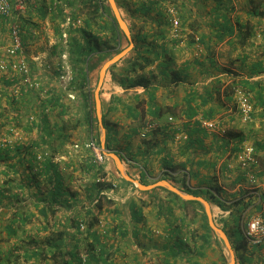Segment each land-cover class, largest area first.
Returning a JSON list of instances; mask_svg holds the SVG:
<instances>
[{"label":"crops","instance_id":"1","mask_svg":"<svg viewBox=\"0 0 264 264\" xmlns=\"http://www.w3.org/2000/svg\"><path fill=\"white\" fill-rule=\"evenodd\" d=\"M115 1L130 31L131 49L107 68L99 87L109 146L105 149L119 156L126 174L144 189L125 180L107 155L103 164L95 165L91 151L83 148L85 139L78 144L79 150L71 148L66 155L68 135L25 134L21 143L9 146L18 150L11 152L16 170L30 171L26 181L17 183L18 188L27 189L20 200L26 206H10L6 212L0 207V215L10 216L6 218L16 224L13 229L17 231L14 236L5 232L6 237H0L5 238L0 242V255L9 250L18 254L17 263L11 264H81L80 258L89 250L97 264H223L220 250L226 253L219 240L209 237L204 243L201 221L194 212L200 209L181 202L194 200L174 193L177 199L159 183L205 199L220 228L228 218L249 220L264 213V150L258 147L264 144V16H253L248 0ZM152 1L154 9L142 14L141 7ZM25 3V11L14 18L21 29L23 57L50 92L55 79L66 77L67 81L70 76L67 82L72 90L66 98L72 95L83 104L81 94L90 96L101 67L116 55L108 56L117 49L109 16L94 6L98 0ZM170 6L178 10L184 43L170 36ZM57 10L71 16L58 19ZM224 15L229 20H223ZM68 18L80 20V25L71 27ZM9 24L0 18V57L9 44ZM87 47L96 49L91 60L94 67L98 56L107 54L100 68L88 74L79 54ZM134 60L148 64L125 72L123 68ZM140 78L145 84L131 85ZM13 85L8 76L0 74L2 106L11 100ZM65 86L60 88L65 90ZM238 86L252 97L253 120L249 123H243L237 111L233 89ZM202 118L214 121L215 128L200 126ZM149 123H156L157 128L147 129L142 138ZM95 128L92 123L88 138L97 142ZM56 141L62 148L57 149ZM41 144L45 149L39 148ZM245 146L254 148V160L247 169L241 161ZM40 150L48 153L50 165L39 180L43 161L33 160ZM54 170L60 175L57 182L52 178ZM99 179L104 182L97 183ZM10 197L8 203L18 200L16 193ZM7 198L0 197V204ZM79 222L89 228L79 230ZM224 227L233 248L234 224ZM58 235L60 252L55 256L56 249L49 242ZM263 245H247V249L252 253L257 248L264 256ZM40 250L42 256L24 260L26 251L36 255Z\"/></svg>","mask_w":264,"mask_h":264},{"label":"rangeland","instance_id":"2","mask_svg":"<svg viewBox=\"0 0 264 264\" xmlns=\"http://www.w3.org/2000/svg\"><path fill=\"white\" fill-rule=\"evenodd\" d=\"M106 3H105V5H106ZM54 15L58 19L59 18L65 19L67 16H69V17L71 16L68 13L66 14L65 12H60L59 10L54 12ZM62 29H66V26H64ZM60 30H61V28H60ZM58 34H56V35H58ZM60 45H61V43H60ZM64 82H66V86H65ZM96 83H97V79H96V81H94L93 85H91V87L89 89V91H90L89 103L91 105L90 109H91V115H92V121H93L92 123H93L94 127H96L95 129H96V133L98 135V137L96 139L97 142L96 141L95 142H96L98 148L100 149L101 143H102L101 129L99 127L98 120L96 117L95 103H94V90L96 88ZM40 84L42 85V87L45 86L42 82H40ZM51 84L54 86H52ZM51 84L50 85L53 89L52 92H50L49 86H45V87L48 88V91H49V93H51V95L55 94L57 97H59L58 98L60 100L59 103L63 106L62 114L59 113L62 110L61 107H56L54 109H52L50 107H46L44 109H41L39 107L37 102L39 100L45 99V96L48 95V94H46L45 96H43V94H41L42 91H40V90L24 91V95L20 96V98H19V100H17L16 104H11L9 101V103H6L5 106H2L0 103V138L5 139V137H1L2 135H5L6 137H10V133H11L10 129L11 128L18 129L21 132L20 138L16 141H13V144H9L10 146L12 145L11 147H13L16 143H21L23 136L25 134L32 133L35 131H37L39 133L45 132V130L38 127V123H39V119H40L39 115H41V114L46 115L47 125L49 126V129L51 131H53L51 133L58 134L61 131V133L69 136V137H67L68 139L65 143L66 144L65 149H67V152H65L66 155H68V151L71 148L75 149V150H79L80 146L78 144H81L83 142V139H85L86 142L89 140V138H88V119H87L88 115H86L87 109L85 108V103L83 102V104H82V102L78 101L76 98H74L72 100L69 96L67 97L68 99L66 98V92H68V90L71 89V86L68 85V82L66 81V77L61 78L58 81H57V79H55V81H53ZM61 84H63L65 86L64 87L65 90H62L60 88ZM62 88H63V86H62ZM43 89H46V88L43 87ZM73 94L75 97V93H73ZM99 97H100V91H99ZM65 99H66V101H65ZM37 114H38V116H37ZM91 115H90V118H91ZM30 119H32V120H30ZM31 122H33V124H31ZM51 123H53V124H51ZM60 129H62V130H60ZM98 138H99V140H98ZM0 141H3V140L0 139ZM75 143H77V144H75ZM53 144H57V149L62 148L60 146V142L56 141V142H53ZM9 145L5 142L4 143L0 142V148L8 147V149H10V155H12V153H11L12 148ZM75 146H77V147H75ZM39 148L45 149V146H43V144H41L39 146ZM39 155L42 157V160H37V156H39ZM48 156L49 155L47 152H45V150H40V152L35 155L33 161H35L37 163H41L42 161H44V159H47ZM13 161H14V159L0 160V189H3V191H5L4 193H6V196L8 197L7 200H5L2 204H0V207H1L3 212L8 211L10 206H14L15 208H22L21 206H26V203L20 204L21 203L20 200H23L24 199L23 197H25L27 195V189L18 188L17 183L19 181H23V180L26 181L28 179L27 176L30 175V171L27 169H24V171H22L19 168H17L18 170H16V168L12 164ZM24 168H28V167L24 166ZM37 176H38L39 180L42 177L40 175V173H38ZM33 177H34V175H33ZM4 189H7L8 191H6ZM13 193L14 194L16 193L18 200L11 201L10 203H8L10 198H11L10 196ZM20 195H22V196L20 197ZM200 212H204V210L202 209V211H200ZM238 214L239 213H237V215ZM6 217L10 218V216H5V214L0 215V235H1L0 237H6V234H5L6 231H4L5 228L3 227V225L9 223L8 221L10 220V219H7ZM246 221H248V219L244 218V219L240 220L241 234H242V226L245 224ZM232 222H233L232 219L228 218L225 221V223L221 224V226H223V227L225 226L224 228L226 230V227H228L229 224H231ZM230 231H231V229L228 230V232H230ZM232 235L233 236L231 238H234L232 243L234 244L238 258L242 264H264V256H260V253H257V251H256L257 248L251 249L252 250V253H251L250 250L247 249V245H246L244 237L239 235L238 230L234 229L232 232ZM20 237H23L24 239H28V240L32 239V237L25 236V235H21ZM228 239H229V237H228ZM3 240H5V238L0 240V242ZM28 240H26V241H28ZM218 243L221 246V248L224 250V246H223L222 241L219 240ZM263 246H261V247H263ZM249 247H252V246H249ZM261 247H260V249H261ZM247 251H249V252H247ZM225 257H226V260H225V262H223V264H228L227 263V256L225 255ZM247 259H249L248 262H247Z\"/></svg>","mask_w":264,"mask_h":264},{"label":"built area","instance_id":"3","mask_svg":"<svg viewBox=\"0 0 264 264\" xmlns=\"http://www.w3.org/2000/svg\"><path fill=\"white\" fill-rule=\"evenodd\" d=\"M26 9L25 0H0V18L9 20V44L4 47V56L0 57V74H5L9 79L15 83L11 87V96L15 99H19L23 95L20 87L24 91H42L41 94L45 96L48 92L46 89H43L40 81L34 76V72L27 62L26 58L23 57V44L21 38V29L17 20H14L15 17L22 14ZM167 12L171 16L170 19V36L173 39L178 40L180 43H184L186 38L184 37V30L181 25L180 18L178 16V10L174 6H170L167 9ZM68 25L71 27H77L80 25V20H71L68 18ZM62 37L65 38V32H63ZM197 40V39H196ZM69 76V75H68ZM64 78V77H61ZM72 80L69 76L67 81ZM233 97L237 105V111L240 117V120L243 123H249L253 120V101L250 93L245 90L243 87L238 86L233 90ZM71 99H74L71 95ZM32 120V119H30ZM168 121H173V118L168 117ZM200 126L207 129H214L215 122L208 119H200ZM157 128L156 123H149L146 125V130H144L140 136L142 138L146 137L147 129ZM10 137H5L3 142L13 144V141H16L20 138V130L11 128ZM223 131V129L221 130ZM77 147V146H75ZM83 148L90 150L93 156V163L95 165H101L105 161V154L98 148L97 144L93 140H88L83 145ZM37 160H42V157L37 156ZM254 160V148L252 146H245L242 149V166L248 168ZM249 181L253 180L251 175L248 176ZM103 179H99L97 183H103ZM254 182V181H253ZM80 230L83 231L84 224L80 222ZM242 235L248 246H259L264 243V213L255 215L251 217L245 224L242 226Z\"/></svg>","mask_w":264,"mask_h":264},{"label":"trees","instance_id":"4","mask_svg":"<svg viewBox=\"0 0 264 264\" xmlns=\"http://www.w3.org/2000/svg\"><path fill=\"white\" fill-rule=\"evenodd\" d=\"M118 1V0H117ZM250 6H251V14L253 16H259V17H263L264 16V0H248ZM106 0H98V3L96 5H94L95 7H98V8H101L102 11H104V13H106L112 24H111V30H112V36L114 38L113 42L115 44V46H117V49L115 50V52H112V53H108L109 55L108 56H111L113 54H117L119 53L120 51H122L123 49H125L128 45V42H127V39L126 37L123 35V33L120 31V29L117 27V24L112 16V13L108 7V4L106 3ZM154 2H150L148 4V7H141V13L142 14H147V13H150L153 9H154ZM152 6V7H151ZM223 20H229V18L227 17V15H224L223 16ZM74 32V31H73ZM227 34H229L230 32H226ZM84 35V34H83ZM86 37V35H85ZM88 37H91L90 35H88ZM96 49H91L89 47H87L86 49H83L82 51H80V56L82 58H84V61H86V67H87V74L94 70L95 68H100L99 66L102 64V62L105 60V58L107 57L106 55L107 54H104L103 56H98V59L97 61H95V67L94 65H92L91 63V60L94 59V53H97L95 51ZM106 56V57H105ZM148 64V61L145 60V62H140L138 60H134L133 62H131L130 64H128L126 67L123 68V70H125V72H133L137 69H141L143 68L144 66H146ZM98 65V67H96ZM115 66V65H113ZM112 66V67H113ZM15 84V83H14ZM140 84H145V81L143 79H135L133 81H131V85H140ZM20 89L22 90V93L24 95V89L22 87H20ZM234 90V89H233ZM84 93L81 94V98L82 100L84 101L85 103V108L87 109V113L86 115H88L87 119H88V130H92V115H91V105L90 103H88V101H90V97L89 95H83ZM16 99L12 96L11 97V100H10V103L11 104H16ZM59 99L58 97L55 95V94H52L49 93L48 95L45 96V99L43 100H39L37 103L39 105V107L41 109H44L46 107H50L52 109L56 108V107H61L62 110L59 112L60 114H62L63 112V106L59 103ZM193 113V112H192ZM90 115H91V118H90ZM193 114L190 115V117L192 116ZM38 116V114H37ZM40 116V119H39V123H38V127L39 128H42L43 130H45L46 132L48 133H51V130L49 129V126L47 125V121H46V115L44 114H41L39 115ZM31 124H33V122H31ZM62 130V129H60ZM61 132V131H60ZM105 146L106 148L108 149L109 146L107 145V143H105ZM259 148L263 149L264 150V144L261 145L259 144L258 145ZM15 150V151H14ZM1 151V150H0ZM12 151H14L15 153L18 151L17 150V147L16 148H13ZM10 153V149H7L6 150L4 149L3 151L0 152V160H4V159H12V156L9 155ZM49 159H44L42 165H41V168H42V171L40 173V175H43V170H45L47 168V165H50V162L48 161ZM44 168V169H43ZM59 173L57 170H54L52 171V178L57 182L58 181V178H59ZM59 186V184H58ZM6 191H8L7 189H4ZM187 192H189L188 190H186ZM5 191H3V189H0V197L2 196H6L4 195ZM57 193V192H56ZM173 197L177 198L178 199V196L175 195L174 193H170ZM181 202L189 205L191 203L193 204H196L197 207L199 209H201L200 211H202V205L197 202V201H183L181 200ZM197 215H198V218L200 219L201 221V229L204 231V235H203V240H204V243L207 244V238L209 237H214L215 238V235L214 233L212 232V230L209 228L208 224H207V219H206V215L204 212H196L194 211ZM240 218L239 217H235V219L233 220V224H234V229L238 230L239 232V235L240 236H243L241 234V228H240ZM15 223H11V224H5V229H6V232L8 234V236H14L17 234V231H16V228L13 229V225ZM16 225V224H15ZM22 225H25V221H23ZM88 226H90V224H88ZM80 222L78 223V229L80 230ZM89 227H85L84 231L86 229H88ZM223 229V227H221ZM61 238V235H58V238L55 240V241H50L49 243L56 249V253H55V256H57L59 254V244L57 243L58 240H60ZM216 239V238H215ZM51 246V247H52ZM235 248V247H233ZM236 250V249H235ZM42 253L43 251L40 250L38 253H36V255L32 254H27V251L24 253V260H27V259H31L33 256H42ZM85 255L83 257L80 258V263L81 264H97V262L94 260L93 257H91L90 259V252L89 250L86 252L85 251ZM220 253H221V259L223 260V262H225L226 260V257L223 253L222 250H220ZM4 254V253H3ZM20 256L16 253H14V251L12 250H9L7 253H5V256H2L0 255V261H3L4 264H11L12 262H16L17 260H19ZM235 259H236V262L235 264H242L241 261L239 260L238 258V255L236 254L235 256ZM249 261V259H247V262ZM17 263V262H16ZM64 264H67V262H65Z\"/></svg>","mask_w":264,"mask_h":264},{"label":"water","instance_id":"5","mask_svg":"<svg viewBox=\"0 0 264 264\" xmlns=\"http://www.w3.org/2000/svg\"><path fill=\"white\" fill-rule=\"evenodd\" d=\"M106 2L108 4V7L112 13V16H113L115 22L117 24V27L120 29V31L123 33V35L126 37V39L130 41L131 40L130 31L127 28V25L124 22L121 14H120V11L118 9L116 1L115 0H106ZM130 49H131V44L128 45L125 49H123L121 52H119L118 54H116L114 57H112L110 60H108L107 62H105L103 64V66L101 67V69L99 71L97 87L94 90V103H95L96 117L98 120L99 127L101 129V139H102L101 147L103 149V153L105 155H107L109 158L113 159L115 166L117 167L119 173L121 174V176L125 180L136 184V186L140 189H144V187H142L141 184H139L135 180L131 179L126 174L119 156L115 152H107L105 149V128H104V124H103V120H102V116H101V105H100V97H99V89H100L99 87L103 81V78H104V75H105L107 68L110 67L115 62H117ZM159 184L163 185L164 187L169 189L171 192L177 194L178 196H180L183 199L194 200V201L199 202L202 205L204 213L206 215L207 224H208L209 228L212 230L215 237L218 240L222 241V243H223L224 251H225L226 256H227V263L228 264H235L236 259H235L234 250L231 246V243H230L228 237L224 233V231L215 224V222L212 218L209 203L205 199H203L202 197L192 196L190 194L184 193V192L180 191L179 189L175 188L174 186H172L171 184H169L167 182H161Z\"/></svg>","mask_w":264,"mask_h":264},{"label":"clouds","instance_id":"6","mask_svg":"<svg viewBox=\"0 0 264 264\" xmlns=\"http://www.w3.org/2000/svg\"><path fill=\"white\" fill-rule=\"evenodd\" d=\"M84 231V230H83Z\"/></svg>","mask_w":264,"mask_h":264}]
</instances>
